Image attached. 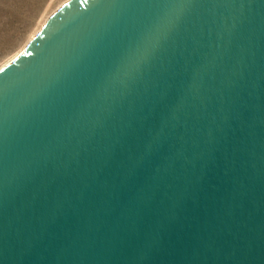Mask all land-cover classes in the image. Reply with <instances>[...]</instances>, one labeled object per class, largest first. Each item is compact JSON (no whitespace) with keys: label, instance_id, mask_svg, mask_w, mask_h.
<instances>
[{"label":"water","instance_id":"water-1","mask_svg":"<svg viewBox=\"0 0 264 264\" xmlns=\"http://www.w3.org/2000/svg\"><path fill=\"white\" fill-rule=\"evenodd\" d=\"M0 264H264V0H68L0 68Z\"/></svg>","mask_w":264,"mask_h":264},{"label":"rangeland","instance_id":"rangeland-1","mask_svg":"<svg viewBox=\"0 0 264 264\" xmlns=\"http://www.w3.org/2000/svg\"><path fill=\"white\" fill-rule=\"evenodd\" d=\"M68 0H0V68Z\"/></svg>","mask_w":264,"mask_h":264},{"label":"bare ground","instance_id":"bare-ground-1","mask_svg":"<svg viewBox=\"0 0 264 264\" xmlns=\"http://www.w3.org/2000/svg\"><path fill=\"white\" fill-rule=\"evenodd\" d=\"M21 50H22V49H21ZM21 50H20V51H21ZM20 51H19V52H20ZM19 52H17V53H16L12 58H10L6 63H8L9 61H11V60H12V59H13V58H14Z\"/></svg>","mask_w":264,"mask_h":264}]
</instances>
